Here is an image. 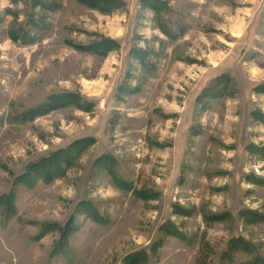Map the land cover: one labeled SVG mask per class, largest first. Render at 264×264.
I'll return each instance as SVG.
<instances>
[{"label": "rangeland", "instance_id": "1", "mask_svg": "<svg viewBox=\"0 0 264 264\" xmlns=\"http://www.w3.org/2000/svg\"><path fill=\"white\" fill-rule=\"evenodd\" d=\"M99 1L0 0V264L264 260V0Z\"/></svg>", "mask_w": 264, "mask_h": 264}, {"label": "trees", "instance_id": "2", "mask_svg": "<svg viewBox=\"0 0 264 264\" xmlns=\"http://www.w3.org/2000/svg\"><path fill=\"white\" fill-rule=\"evenodd\" d=\"M90 4L93 5L91 1H89ZM97 7L101 9L104 13H109L111 6L109 4H106V2H102L99 0H96ZM113 3V2H111ZM12 40L15 42H18L19 36L12 35ZM64 97L59 98H51L50 102L46 106H40L36 110H30L22 114L20 117L21 119L19 121H26V120H32L34 118H37L38 115L48 113L52 110V108H55L61 100H63ZM59 101V102H58ZM80 143H77L73 146V149H77V146ZM71 148L67 151H59L57 153H54L53 156L38 160L37 162L31 164L24 173L23 176L18 178V181L20 184L26 185V186H33V184L38 181L39 179L43 181L44 183H50L57 177H62L65 171L67 170L68 166L73 162V159H76L77 154L76 152H73ZM10 197V196H9ZM9 197L6 198V203L9 204ZM66 233V230L63 231V236ZM256 261L251 262V264H256V262H261L263 264L262 259L258 258L255 259Z\"/></svg>", "mask_w": 264, "mask_h": 264}]
</instances>
